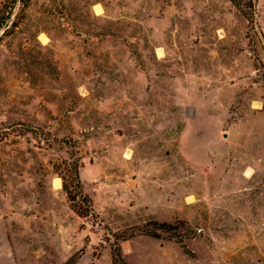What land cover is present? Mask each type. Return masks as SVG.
I'll list each match as a JSON object with an SVG mask.
<instances>
[{"label":"rangeland","instance_id":"374dc122","mask_svg":"<svg viewBox=\"0 0 264 264\" xmlns=\"http://www.w3.org/2000/svg\"><path fill=\"white\" fill-rule=\"evenodd\" d=\"M258 39L228 0H0V264H264Z\"/></svg>","mask_w":264,"mask_h":264},{"label":"trees","instance_id":"16d2710c","mask_svg":"<svg viewBox=\"0 0 264 264\" xmlns=\"http://www.w3.org/2000/svg\"><path fill=\"white\" fill-rule=\"evenodd\" d=\"M231 5L247 20L249 30H253L257 36L258 42L264 50V33L258 29L255 23L254 16L256 13L257 0H228ZM250 34H246L247 39L252 40ZM263 38V39H262ZM64 165L53 164L54 171L59 175L62 182V190L66 195L72 210L81 217L89 216L93 209L91 200L88 196L83 194L82 185L79 176V169L81 167V160L74 154H69V159L63 161ZM164 225V224H161ZM118 256V254H117Z\"/></svg>","mask_w":264,"mask_h":264}]
</instances>
